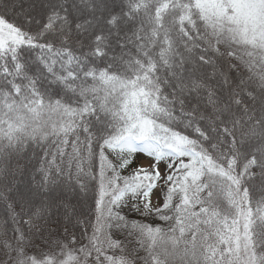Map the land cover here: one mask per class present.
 Instances as JSON below:
<instances>
[{
  "label": "snow or ice",
  "instance_id": "snow-or-ice-1",
  "mask_svg": "<svg viewBox=\"0 0 264 264\" xmlns=\"http://www.w3.org/2000/svg\"><path fill=\"white\" fill-rule=\"evenodd\" d=\"M0 264H264V0H0Z\"/></svg>",
  "mask_w": 264,
  "mask_h": 264
},
{
  "label": "rangeland",
  "instance_id": "rangeland-1",
  "mask_svg": "<svg viewBox=\"0 0 264 264\" xmlns=\"http://www.w3.org/2000/svg\"><path fill=\"white\" fill-rule=\"evenodd\" d=\"M129 171H131V169H129ZM124 174H127V173H124Z\"/></svg>",
  "mask_w": 264,
  "mask_h": 264
}]
</instances>
